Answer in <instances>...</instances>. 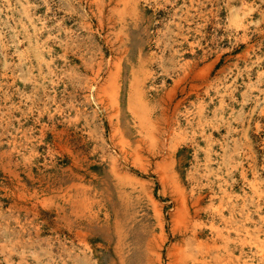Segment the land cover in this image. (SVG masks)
<instances>
[{"label": "rangeland", "instance_id": "obj_1", "mask_svg": "<svg viewBox=\"0 0 264 264\" xmlns=\"http://www.w3.org/2000/svg\"><path fill=\"white\" fill-rule=\"evenodd\" d=\"M0 264H264V0H0Z\"/></svg>", "mask_w": 264, "mask_h": 264}]
</instances>
